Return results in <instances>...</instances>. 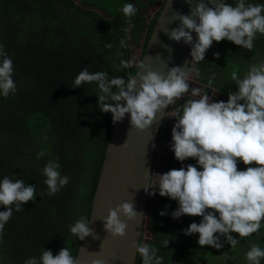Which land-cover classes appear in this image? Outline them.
<instances>
[{
    "label": "trees",
    "instance_id": "obj_1",
    "mask_svg": "<svg viewBox=\"0 0 264 264\" xmlns=\"http://www.w3.org/2000/svg\"><path fill=\"white\" fill-rule=\"evenodd\" d=\"M77 1L0 0V44L13 61L17 89L15 95L0 98V178L22 179L33 184L37 194L34 202L22 206L23 211H13L0 233V264H24L29 257H39L42 248L55 256L67 247L76 257L80 240L70 233L69 226L78 219H90L114 124L111 114L97 107L95 83L72 88L73 80L85 67L89 72L104 71L109 78L134 75L136 68L120 69V60L131 58L130 43L137 42L145 30L144 55L155 26L156 19L146 23L141 10L156 0ZM126 2L136 8L130 18L121 12ZM226 3L234 4V0ZM122 39L127 41L126 48L120 46ZM263 46L264 35L259 34L250 52L226 40L214 42L205 60L195 63L197 80L226 95L234 92L231 74L243 77L240 67L257 62L256 54L263 57ZM49 160H56L61 175L69 177V183L51 197L42 175ZM192 161L185 160L182 167ZM178 163L170 158L166 172L176 169ZM177 207L176 201L162 197L152 210L155 239L149 245L157 250L161 264H201V260L224 250L240 257L238 264H247L245 253L253 244L264 248V221L249 237L231 233L239 238L235 247L225 243L224 237L220 238V249L201 247L198 234L185 236L181 231L193 222L199 224L201 218L173 219L171 212ZM161 211L166 214L159 215ZM136 264H142L139 254ZM209 264L227 263L213 258Z\"/></svg>",
    "mask_w": 264,
    "mask_h": 264
},
{
    "label": "clouds",
    "instance_id": "obj_2",
    "mask_svg": "<svg viewBox=\"0 0 264 264\" xmlns=\"http://www.w3.org/2000/svg\"><path fill=\"white\" fill-rule=\"evenodd\" d=\"M186 2L193 4V0ZM160 4L158 14L164 2ZM121 12L130 18L136 8L126 2ZM178 20V26L168 33V38L191 46V61L185 68L172 67L166 74L154 72L133 56L121 59L120 69L135 67L134 75L109 78L104 71L89 72L85 67L74 78L72 88L95 83L99 90V110L110 113L113 124L128 114L130 127L143 131L163 109L175 105L189 93L188 82L194 79L189 78L192 69L188 65L205 60V53L213 42L226 40L240 49L249 52L253 49L257 34L264 35V3L196 0L189 15L179 14ZM192 33L196 34L195 42ZM120 46H128L126 39L120 41ZM12 76L13 61L0 44V98L15 95L17 89ZM213 78L214 74L208 81L209 86ZM231 79L237 91L228 94L227 102H213L206 91L208 86L197 80L206 87L191 89L188 95L191 98L165 114V118L175 120L169 145L174 158L178 162L191 158L196 165L171 169L164 174L153 173L145 187L148 195L158 192L160 197L177 202L178 207L171 212L173 219L200 217L199 224L193 222L181 231L185 236L198 234V245L215 249L223 247L221 237L235 247L239 238L257 233L264 221V62L252 65L242 78L233 72ZM238 162L255 166L237 170ZM59 169L56 160H49L42 169L49 197L69 183V177L62 176ZM36 196L33 184H25L22 179L13 181L7 176L0 178V207L4 209L0 211V233L13 211H23L22 206L34 202ZM136 215L133 204L121 203L102 220L103 229L113 237H123L127 224L121 217L132 221ZM90 223L86 218L78 219L69 226V231L83 241L93 235ZM231 233H237L239 238H233ZM156 251L147 243L135 244L142 264H161ZM262 259L264 248L256 244L245 253L247 264H261ZM24 264H77V260L67 247L55 256L51 250L42 248L39 257H29ZM92 264L104 262L93 260Z\"/></svg>",
    "mask_w": 264,
    "mask_h": 264
},
{
    "label": "water",
    "instance_id": "obj_3",
    "mask_svg": "<svg viewBox=\"0 0 264 264\" xmlns=\"http://www.w3.org/2000/svg\"><path fill=\"white\" fill-rule=\"evenodd\" d=\"M195 2L193 0L189 5L186 0H164L144 55L141 50V59H137L144 61L146 69L166 74L169 68L179 66L183 69L191 61V46L183 41L170 40L168 33L178 26L179 14L189 15V9L195 6ZM221 2L226 3L227 0ZM192 36L195 42L196 34L192 33ZM171 107L163 109L143 131L130 127L128 114L114 124L92 200L89 220L93 235L80 241L75 257L77 264H92L93 260H101L104 264H136L135 244L140 243L144 235L150 208V195L145 187L149 175L154 173L165 114ZM124 202L133 204L137 215L132 221L121 217L127 224L125 235L113 237L104 231L102 220L110 210Z\"/></svg>",
    "mask_w": 264,
    "mask_h": 264
},
{
    "label": "rangeland",
    "instance_id": "obj_4",
    "mask_svg": "<svg viewBox=\"0 0 264 264\" xmlns=\"http://www.w3.org/2000/svg\"><path fill=\"white\" fill-rule=\"evenodd\" d=\"M162 1L164 2V0H158L157 1L158 3H155V4L146 3V5H145L146 9L141 10V13H143L147 19L146 23L150 24V22L155 19V17L158 14L157 12L159 11V7L161 6L160 3ZM144 34H145V30L140 35L137 42H131V48L133 50L132 54H133V56L136 57V59H138V58L141 59L140 52L142 50ZM213 47H214V42L210 46V48L206 51V53H211V50ZM261 49L263 50V54H262L263 57H261L260 54L256 55L255 59H257V62L252 61L250 64L242 65L240 67V75H242V74L245 75L246 72L249 70V68L252 65L259 64V62L260 63L264 62V46ZM194 67H195V63H192V65H191L192 72H191L189 78H193L194 81L189 80L190 82H188L189 83V93L186 94L184 97H182L180 100H177L176 104L172 105L169 112L175 110V107L181 106L182 103H184V101L187 100L188 98H191L188 96L191 92V89L206 87V86H201L199 84V82L197 81ZM208 89L209 90H206V91L208 92V95L213 102H218V101L227 102L228 95L224 94L223 92H219V91H216L214 89H211L209 87H208ZM233 91L234 92L237 91V87H235V89ZM174 124H175L174 119H167L166 118L165 126H164V128L160 134L161 137L159 140L160 143L158 146V156H157V160H156V164H155L154 173H160V174L166 173V169L169 166V159L174 158V153L172 151H170V148H169V145L171 143V130H172ZM183 162H179L176 166V169L181 168L183 165ZM190 164L195 166L196 161L193 159L192 163H190ZM247 167H253V166L252 165H247V166L243 165L242 162L237 163V170H245ZM198 170H199V168H198ZM161 199H162V197L159 196L158 192L155 195H150V201H149L150 202V208H149V213H148L147 218H146L145 232L143 235V238H144L143 243L149 244L150 241L155 239V234H154V231L152 229V224H151V214H152V210L154 208V204L156 202L160 201ZM221 238H223V237H221ZM200 258H202V257H200ZM213 258H216L220 262L225 261V263H227V264H238L240 257H237L233 254H230L229 252H226L225 250L220 254H218V251H216L212 256L205 258L206 259L205 261H207L206 264H209V262H212ZM205 261L201 260V264H204Z\"/></svg>",
    "mask_w": 264,
    "mask_h": 264
},
{
    "label": "bare ground",
    "instance_id": "obj_5",
    "mask_svg": "<svg viewBox=\"0 0 264 264\" xmlns=\"http://www.w3.org/2000/svg\"><path fill=\"white\" fill-rule=\"evenodd\" d=\"M257 55V54H256ZM260 63V62H259ZM51 208V207H50Z\"/></svg>",
    "mask_w": 264,
    "mask_h": 264
},
{
    "label": "crops",
    "instance_id": "obj_6",
    "mask_svg": "<svg viewBox=\"0 0 264 264\" xmlns=\"http://www.w3.org/2000/svg\"><path fill=\"white\" fill-rule=\"evenodd\" d=\"M158 0H156V2H157Z\"/></svg>",
    "mask_w": 264,
    "mask_h": 264
},
{
    "label": "flooded vegetation",
    "instance_id": "obj_7",
    "mask_svg": "<svg viewBox=\"0 0 264 264\" xmlns=\"http://www.w3.org/2000/svg\"><path fill=\"white\" fill-rule=\"evenodd\" d=\"M158 3V2H157ZM161 5V4H160Z\"/></svg>",
    "mask_w": 264,
    "mask_h": 264
}]
</instances>
